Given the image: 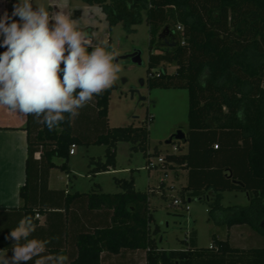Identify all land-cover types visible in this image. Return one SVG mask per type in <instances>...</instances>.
Segmentation results:
<instances>
[{"label":"trees","instance_id":"1","mask_svg":"<svg viewBox=\"0 0 264 264\" xmlns=\"http://www.w3.org/2000/svg\"><path fill=\"white\" fill-rule=\"evenodd\" d=\"M102 7L109 28L122 22L128 31L146 22L150 30L147 84L150 88H186L189 92V130L182 141L186 151L167 152L163 167L184 165L189 182L181 191L207 200L210 218L229 228L248 224L264 237V0H84ZM183 31L177 29L178 25ZM185 40L180 44L179 40ZM0 40L3 37L0 36ZM175 64V72L167 65ZM113 85L93 99L104 124L101 132L78 134L73 118L52 130L44 124L28 134L27 172L34 152L43 144V157H69L73 144L105 145V157L92 158L90 174L115 168L120 141L141 151L151 162L148 115L141 124L110 127L109 103ZM243 109V119L237 112ZM51 142V147L47 143ZM174 142V141H173ZM215 144L218 147H215ZM182 145V144H181ZM183 146H181L183 148ZM155 154L159 150L155 149ZM67 167V162L63 164ZM29 177V176H28ZM116 193L93 189L78 193L91 209H112L111 223L78 235V255L68 264H103V253L144 251L145 264H264L261 247L240 248L213 235L209 247H198L191 233L181 249L160 248L151 222L150 193L137 190L133 178L115 177ZM25 187L21 195H25ZM226 190L247 192L245 205H223ZM28 216H34L28 211ZM212 246V247H211Z\"/></svg>","mask_w":264,"mask_h":264},{"label":"rangeland","instance_id":"2","mask_svg":"<svg viewBox=\"0 0 264 264\" xmlns=\"http://www.w3.org/2000/svg\"><path fill=\"white\" fill-rule=\"evenodd\" d=\"M17 3L18 0H0V18L5 12L11 16L13 5ZM32 3L34 8L44 5L50 17H54L58 11H63L76 21L81 30L87 31L93 37L94 45H103L106 42L110 48L114 47L118 51L117 62L122 65V71L114 84L115 88L109 103V118L113 126H128L132 123L139 125L148 115L152 116L149 152L150 159L156 166L147 168L143 153L133 150L132 143L121 141L117 146L115 166L121 172L112 174L104 172L95 178L94 182H102L105 192H116L120 191V187L116 185L115 177L133 178L137 189L148 191L154 216L151 229L157 230L154 237L160 248H184L188 245L184 240L190 237L191 233H195L198 247H209L213 242L214 234L218 238L229 239L234 247L263 246L264 237L250 225L238 224L229 228L218 220L210 218V206L207 200L191 197L188 194L181 195L180 189L187 180L186 171L178 166L165 168L159 165L160 155L168 151L172 152L174 145H177L180 151V146L183 145L180 140H174L172 143H167V140L178 130L184 133L189 130V92L186 88L148 86V60L150 53H155L156 49L150 48V30L145 13L143 21L135 25V30L128 31L122 22L109 28L102 7L86 3L84 0H32ZM5 50L4 47H0V53ZM134 52L141 54V64L133 62L132 58L127 56ZM176 69L175 64L167 65L170 73L175 72ZM156 148L159 154L154 153ZM75 151H77L76 161L80 166L78 185L89 190L94 187V182L90 176L87 177L85 163L89 162L88 156L91 154L104 157L105 147L95 146L91 148L89 155L82 145H76ZM127 167L130 169L125 172L124 168ZM177 171L180 173L179 177ZM174 199H180L181 203L175 205ZM221 202L223 205H245L249 200L245 191L226 190L222 193ZM186 205L189 206L188 210Z\"/></svg>","mask_w":264,"mask_h":264},{"label":"clouds","instance_id":"3","mask_svg":"<svg viewBox=\"0 0 264 264\" xmlns=\"http://www.w3.org/2000/svg\"><path fill=\"white\" fill-rule=\"evenodd\" d=\"M0 36V47L6 49L0 53V105L33 116L49 130L63 123L65 114L77 117L122 71L114 47L94 45L93 37L63 11L50 17L44 5L34 8L32 0H18L11 16L4 13ZM243 116L241 108L237 118ZM35 231L33 218L22 217L6 237L14 241L13 255L0 256V264H68L64 254H46L58 237L34 238Z\"/></svg>","mask_w":264,"mask_h":264},{"label":"crops","instance_id":"4","mask_svg":"<svg viewBox=\"0 0 264 264\" xmlns=\"http://www.w3.org/2000/svg\"><path fill=\"white\" fill-rule=\"evenodd\" d=\"M108 124L110 122L108 113ZM43 124L37 123L33 116H23L18 112L9 110L0 105V249L1 256L13 255V240L6 239L10 231L15 228L19 220L28 216V211H33V221L36 231L32 234L34 238L52 240L48 245L46 254H64L68 263L78 255V235L91 232L97 228L108 226L111 223L112 209L101 207L91 209L87 199L78 193H87L93 189L105 192L102 182H94L95 178L102 173H120L118 168H111L95 175L90 174L91 159L105 157L106 146L99 144L82 145L88 153L95 146H104V157L91 154L89 162L85 163L87 177L90 176L94 187L86 190L78 185V174L80 166L76 161L77 151L69 157L52 156V166H49V157H43V144L34 152L30 163V174L27 172V160L29 157L28 134L36 136L42 129ZM73 128L78 134H86L89 131L101 132L104 124L97 114V109L92 101L82 108L79 115L73 118ZM121 142V141H120ZM51 147V142L47 143ZM118 146V145H117ZM183 146V145H181ZM180 151H186V145ZM67 162V167L63 166ZM178 166V165H177ZM187 173L186 183L180 191L188 185L189 170L184 166H178ZM129 167L124 168L125 172ZM180 173L177 171V177ZM29 176V177H28ZM75 178V179H74ZM24 197L21 195L22 187H25ZM164 186V185H162ZM110 187V186H109ZM136 188V187H135ZM137 189V188H136ZM140 190V189H137ZM121 191V188H120ZM142 191V190H141ZM119 192V191H116ZM105 192V193H116ZM185 194L189 195V191ZM182 195V194H181ZM190 196V195H189ZM191 201V199H189ZM146 253L144 251H123L120 254L103 253V264H145ZM28 264H33L29 261Z\"/></svg>","mask_w":264,"mask_h":264},{"label":"built area","instance_id":"5","mask_svg":"<svg viewBox=\"0 0 264 264\" xmlns=\"http://www.w3.org/2000/svg\"><path fill=\"white\" fill-rule=\"evenodd\" d=\"M177 29L179 30V31H183L184 30V27L180 24V25H178L177 26ZM179 42H180V44H185V40H184V38L183 39H180L179 40ZM75 144H73L72 146H71V148H70V154H74L75 153ZM215 147L217 148L218 147V145L217 144H215ZM178 146L177 145H174V147H173V151H172V153H175L176 151H178ZM167 162V159H166V155L164 154V155H160L159 156V158H158V163H159V165H161L162 166V164H164V163H166ZM154 166H156L152 161L147 165V168H152V167H154ZM173 203L175 204V205H179L180 203H181V201H180V199H174L173 200ZM189 209V206L188 205H186V210H188ZM212 247V246H211ZM1 254H2V249H0V256H1Z\"/></svg>","mask_w":264,"mask_h":264},{"label":"water","instance_id":"6","mask_svg":"<svg viewBox=\"0 0 264 264\" xmlns=\"http://www.w3.org/2000/svg\"><path fill=\"white\" fill-rule=\"evenodd\" d=\"M127 56L131 57L132 61L135 63H138V64L142 63L141 54L139 52H134ZM185 138H186V133H184L182 130H178L174 135L170 137L169 140H167V143H172L174 140H183Z\"/></svg>","mask_w":264,"mask_h":264}]
</instances>
